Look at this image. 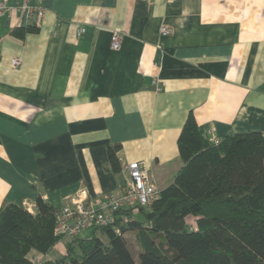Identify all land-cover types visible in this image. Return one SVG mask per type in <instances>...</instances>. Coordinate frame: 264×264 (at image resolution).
I'll return each mask as SVG.
<instances>
[{
	"label": "crops",
	"instance_id": "1",
	"mask_svg": "<svg viewBox=\"0 0 264 264\" xmlns=\"http://www.w3.org/2000/svg\"><path fill=\"white\" fill-rule=\"evenodd\" d=\"M0 1L14 7L0 18V209L34 211L39 196L59 209L83 188L98 207L121 194L134 161L165 189L183 166L191 113L219 141L264 133V0H46L40 24L15 8L25 0ZM163 24L172 35H160ZM126 239L140 254L135 233Z\"/></svg>",
	"mask_w": 264,
	"mask_h": 264
},
{
	"label": "trees",
	"instance_id": "2",
	"mask_svg": "<svg viewBox=\"0 0 264 264\" xmlns=\"http://www.w3.org/2000/svg\"><path fill=\"white\" fill-rule=\"evenodd\" d=\"M19 31L38 32L39 26ZM178 148L183 166L149 209L116 212L114 223L66 239L65 254L43 264H264V133L214 143L191 113ZM119 150L108 147L114 172L122 168ZM58 212L41 196L33 212L3 204L0 264H31L33 252L48 255L64 240L55 233ZM129 232L141 249L138 260Z\"/></svg>",
	"mask_w": 264,
	"mask_h": 264
},
{
	"label": "built area",
	"instance_id": "3",
	"mask_svg": "<svg viewBox=\"0 0 264 264\" xmlns=\"http://www.w3.org/2000/svg\"><path fill=\"white\" fill-rule=\"evenodd\" d=\"M25 0L22 5L16 6L17 10L26 13L28 17H34L37 23L40 24L45 16V8L43 6L46 0H34L35 5L30 6ZM12 6L0 1V18L5 15H10L13 11ZM85 28L78 30V36L85 33ZM160 35L168 37L172 35V29L163 24L160 27ZM122 35L116 31L111 38V47L117 51L122 45ZM11 65L14 69L22 65L19 58H13ZM154 84L158 85V80H154ZM158 90L161 88L158 86ZM210 140L218 143V138L210 131L208 132ZM128 176L122 186L120 195L107 194L103 200L99 202L98 207H94L87 203L88 191L83 188L80 189L72 198L71 205L59 208L57 214L56 235L63 239H75L83 237V235L92 228H101L108 226L115 221L114 214L121 210L134 209L138 211L139 208L149 209L153 203L160 197L161 189L149 174L148 169L142 162L134 161L127 167ZM30 212H33V206L29 203L24 205ZM192 229V227H191ZM31 264H43L47 255L32 254L30 255Z\"/></svg>",
	"mask_w": 264,
	"mask_h": 264
},
{
	"label": "rangeland",
	"instance_id": "4",
	"mask_svg": "<svg viewBox=\"0 0 264 264\" xmlns=\"http://www.w3.org/2000/svg\"><path fill=\"white\" fill-rule=\"evenodd\" d=\"M131 250H132V253H133L135 259L138 260V258H139V251H138V249L135 248L134 245H131ZM47 259H48V256H47Z\"/></svg>",
	"mask_w": 264,
	"mask_h": 264
},
{
	"label": "water",
	"instance_id": "5",
	"mask_svg": "<svg viewBox=\"0 0 264 264\" xmlns=\"http://www.w3.org/2000/svg\"><path fill=\"white\" fill-rule=\"evenodd\" d=\"M152 215H153V214H152V213H150V214H149V217H151Z\"/></svg>",
	"mask_w": 264,
	"mask_h": 264
}]
</instances>
